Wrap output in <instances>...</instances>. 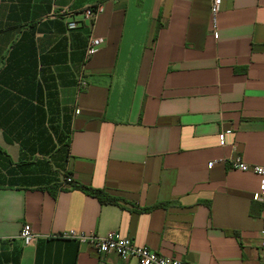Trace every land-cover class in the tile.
Listing matches in <instances>:
<instances>
[{
	"label": "crops",
	"instance_id": "1",
	"mask_svg": "<svg viewBox=\"0 0 264 264\" xmlns=\"http://www.w3.org/2000/svg\"><path fill=\"white\" fill-rule=\"evenodd\" d=\"M236 158L264 167V0H221L217 38L208 0H0V264H135L70 230L259 264L260 178Z\"/></svg>",
	"mask_w": 264,
	"mask_h": 264
},
{
	"label": "built area",
	"instance_id": "2",
	"mask_svg": "<svg viewBox=\"0 0 264 264\" xmlns=\"http://www.w3.org/2000/svg\"><path fill=\"white\" fill-rule=\"evenodd\" d=\"M209 3V15H210V31L214 38H217V15L219 13L221 0H208ZM101 11L100 5H95L93 8H87L83 11L85 19L92 20L98 12ZM74 22L68 23V27H75ZM100 45V40L97 38L90 37L88 39L84 59L90 58L97 50ZM86 86V82L82 77L78 79V88L82 89ZM229 129L223 130L218 134L219 144L225 143V135L230 134ZM211 163L208 164V167ZM231 167L243 172H251L260 178L257 190L251 195V199L254 202L264 205V167L253 165L249 166L242 162L239 158L234 159L231 162ZM63 182L70 184L72 182L70 177H64ZM261 246H260V258L259 264H264V226L260 232ZM37 235L32 232L28 224H23L20 228L18 238L21 240L24 246L31 245L35 242ZM57 239H71L78 244H87L92 247L98 254L107 255L115 254L120 259H133L135 264H185L180 259H173L162 256L155 251L145 247L139 246L128 237L121 236L118 232L112 231L104 236L95 234H82L76 233L72 230L62 232L55 235Z\"/></svg>",
	"mask_w": 264,
	"mask_h": 264
},
{
	"label": "trees",
	"instance_id": "3",
	"mask_svg": "<svg viewBox=\"0 0 264 264\" xmlns=\"http://www.w3.org/2000/svg\"><path fill=\"white\" fill-rule=\"evenodd\" d=\"M68 177V176H65ZM73 187L81 190L83 193L90 195L92 197H94L100 204H117L119 199L113 196H110L108 194H106L104 191L99 190V189H93V188H89V187H85V186H81L79 184H72ZM50 192L53 194V188L49 189ZM160 206H164V204H157L155 206H153L152 208L155 207H160ZM150 208H148L147 210H149Z\"/></svg>",
	"mask_w": 264,
	"mask_h": 264
}]
</instances>
